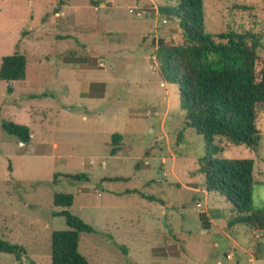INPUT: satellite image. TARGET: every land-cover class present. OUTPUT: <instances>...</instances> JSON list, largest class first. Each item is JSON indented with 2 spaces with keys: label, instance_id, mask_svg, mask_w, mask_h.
<instances>
[{
  "label": "rangeland",
  "instance_id": "obj_1",
  "mask_svg": "<svg viewBox=\"0 0 264 264\" xmlns=\"http://www.w3.org/2000/svg\"><path fill=\"white\" fill-rule=\"evenodd\" d=\"M177 1L0 0V61L27 58L23 80H0V121L31 132L21 143L0 127V238L25 247L21 264H51L50 234L68 229L53 214L56 191L71 193L64 209L94 228L79 233L89 264H264L253 257L257 245L264 251V231L229 226V204L205 192L196 171L203 138L159 73L157 41L181 32L159 8ZM203 10L208 34L260 36L259 71L264 0H203ZM256 128V149L224 140L223 155L253 160V210L264 211V110ZM112 134L122 142L114 155ZM80 173L88 179L63 176ZM211 210L220 216L209 229ZM0 264L18 263L0 253Z\"/></svg>",
  "mask_w": 264,
  "mask_h": 264
},
{
  "label": "trees",
  "instance_id": "obj_2",
  "mask_svg": "<svg viewBox=\"0 0 264 264\" xmlns=\"http://www.w3.org/2000/svg\"><path fill=\"white\" fill-rule=\"evenodd\" d=\"M159 10L173 16L181 28L176 37L158 40L154 54L161 77L176 85L187 103V125L203 138V153L196 171L203 177L204 188L220 195L229 204L234 213L229 226L237 222L264 231V211L253 210L252 205L253 160L223 155L224 140L250 149L259 145L256 120L258 111L264 110V66L257 70L260 36L251 32L206 33L203 0H178L174 6ZM26 64L27 58L22 53L3 56L0 80L7 83L23 80ZM7 90L10 92L11 87ZM0 127L21 143L31 139L27 125L1 120ZM120 142L119 134L111 135V155L120 150ZM63 176L72 181L88 179L81 173ZM146 198L154 200L153 197ZM52 202L61 207L53 214L62 216L68 229L53 230L50 234L51 264H89L78 251L79 233H93L94 228L64 209L72 205L71 193L56 191L52 194ZM123 251L126 253L124 247ZM0 253L13 255L18 264H21L22 256H27L25 247L1 238ZM253 257L264 260V251L259 245Z\"/></svg>",
  "mask_w": 264,
  "mask_h": 264
},
{
  "label": "crops",
  "instance_id": "obj_3",
  "mask_svg": "<svg viewBox=\"0 0 264 264\" xmlns=\"http://www.w3.org/2000/svg\"><path fill=\"white\" fill-rule=\"evenodd\" d=\"M120 143H122V142H120ZM116 178V177H115ZM112 179V178H111ZM158 180H160V179H158ZM205 190V189H204ZM130 190H125V193H130L129 192ZM205 192L208 194V193H210V192H207L206 190H205ZM112 193H119V192H112ZM144 196V195H143ZM154 200L153 201H161V200H157L156 198H153ZM214 213L213 215L211 214V213ZM209 212V214L207 213V222H208V225H206V227L207 228H211L212 226H215L216 225V223H217V216H220V213L219 212H217V211H215L214 212V210H211ZM217 217V218H216Z\"/></svg>",
  "mask_w": 264,
  "mask_h": 264
},
{
  "label": "built area",
  "instance_id": "obj_4",
  "mask_svg": "<svg viewBox=\"0 0 264 264\" xmlns=\"http://www.w3.org/2000/svg\"><path fill=\"white\" fill-rule=\"evenodd\" d=\"M197 206H200V203H198Z\"/></svg>",
  "mask_w": 264,
  "mask_h": 264
}]
</instances>
